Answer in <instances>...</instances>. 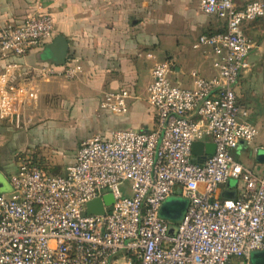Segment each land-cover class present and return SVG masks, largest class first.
Masks as SVG:
<instances>
[{"label": "built area", "instance_id": "built-area-1", "mask_svg": "<svg viewBox=\"0 0 264 264\" xmlns=\"http://www.w3.org/2000/svg\"><path fill=\"white\" fill-rule=\"evenodd\" d=\"M202 12L225 23L226 31L201 35L195 47L213 48L215 72L190 71L191 86L170 77L175 61L154 53L147 101L151 130L116 129L84 139L63 174H50L29 155L18 158L12 190L0 193V264H252L264 249V170L236 158L259 128L237 99L236 85L249 67L254 42L246 22L264 16V1L200 0ZM55 37L53 15L39 10L19 25L0 22V119H30L53 78L76 79L80 58L64 65L31 64L28 53ZM135 95L129 86L105 91L99 108L127 114ZM215 144L212 154L193 144ZM264 148V145L262 146ZM258 149H256V152ZM237 180L238 194L222 197L221 185ZM127 183L130 192L121 190ZM175 191L188 199L186 212L169 235L160 214ZM112 193L105 214L88 213L87 203Z\"/></svg>", "mask_w": 264, "mask_h": 264}, {"label": "crops", "instance_id": "crops-1", "mask_svg": "<svg viewBox=\"0 0 264 264\" xmlns=\"http://www.w3.org/2000/svg\"><path fill=\"white\" fill-rule=\"evenodd\" d=\"M249 1L235 0L238 7ZM199 4L200 0H0L2 23L19 25L32 13L49 11L54 18L55 36L61 33L67 37L69 55L80 58L84 66L83 74L75 80L57 77L42 83L38 103L58 100L65 106L64 114L21 130L10 126L16 121L0 119V126L3 123L8 125L5 131L11 127V141L3 149L0 165H7L8 158L13 165L10 174L4 173L6 181L0 184V193L12 190L9 177L18 166L12 151L17 148H35L33 152L28 151L36 153L40 161L45 157L48 160L44 162L46 167H59L62 171L59 174H63L75 161L77 150L87 137L78 147L63 152L48 140V137L55 139L58 131L75 133L91 128L100 131L93 134L110 135L116 129H153L155 117L147 101L146 86L151 80L150 68L154 60L148 57V53L175 61L170 74L175 84L191 86L190 71L193 69L203 76H212L215 72L211 58L213 48L207 45L197 48L195 43L201 35L222 29L225 23L202 12ZM243 31L254 42V47L248 55L249 67L239 77L236 94L238 102L248 110L249 121L259 128V135L250 143L254 146L255 159L242 163L262 173L264 161H259L257 155L264 145V16L246 22ZM51 56L45 45L31 50L25 61L41 64L49 62ZM4 64L5 61L0 60V68ZM123 86H129L135 95L130 99L129 112L115 114L101 110L99 103L103 93ZM45 95L50 99L45 100ZM34 111L38 110L31 113ZM49 112L44 107L39 110L40 115ZM208 141L212 143L210 139ZM247 145L241 143L235 154L240 156ZM180 194L175 191L168 198ZM237 194V185L234 188L221 187L222 197ZM187 206L186 202L184 213L177 217V222L174 220V224H178Z\"/></svg>", "mask_w": 264, "mask_h": 264}, {"label": "rangeland", "instance_id": "rangeland-1", "mask_svg": "<svg viewBox=\"0 0 264 264\" xmlns=\"http://www.w3.org/2000/svg\"><path fill=\"white\" fill-rule=\"evenodd\" d=\"M149 47H152V45H150ZM68 80H75V79H68ZM48 95H50V94L48 93L47 96ZM44 97H45V100L50 99V97L48 98V97H46V95ZM42 107H44L45 110H50V112L46 115L45 114L40 115L39 110ZM36 110H38V111H34L30 114V119H25V120L22 119L19 124L11 123L10 126H12V128L15 130L31 129L33 127L40 125V124L46 123L49 119H51L53 117H59V114H64L65 113V106L63 103H58V100H56L55 103H38ZM7 126L8 125H6V123L5 124L3 123V125L0 126V159L3 158V154H4L3 149L6 147V145H7L6 143L11 141L10 140L11 139V136H10L11 135L10 134L11 133V129H10L11 127L6 128V131H5V127H7ZM135 129H139V128H135ZM95 132H100V131H98V129L93 130L91 128L81 130V131H78L75 133L71 132V131H58L57 135H55V139H51V137H48V140H52L51 142L53 143V145L56 146V148H58L59 150H61L63 152H65V151L67 152L69 150H73L76 146L78 147L79 146L78 144H80V142L84 138L91 136ZM25 149H26V147H25ZM25 149H21V148L15 149L14 151H12L13 157H15L16 160L18 161V158L20 156H24L25 153L32 155V153L30 151L33 152V150H36L35 148H31V149H27V150H25ZM28 150H30V151H28ZM253 151H254V146L249 143L245 149L241 150L242 154L240 156H238L237 153L235 155L239 161H241L243 163L244 162L248 163L247 161L249 159H255L253 156V153H252ZM2 152H3V154H2ZM248 154H249V158H247ZM257 157H258L259 161H264V148L260 149ZM43 159H44L45 163L48 162V160L45 157ZM43 159H42V161H43ZM6 164L7 165H5V166L0 165V167H1L0 168V184H3L6 181L4 173L10 174L12 172V169H13V165H12V163H10L9 158L7 159ZM236 185H237V180L230 178L226 183L222 184L221 187L226 186V187H233L234 188ZM121 190L123 192H126V193L130 192L127 183H124L121 186ZM186 202L188 205V199L180 194V195H175L171 198H168L166 201H164L162 203L159 214L163 219H165L166 221H168L170 223L169 235H173L176 233L177 224H174V220H176V222H177V217L180 216L181 213L183 212L185 205H186ZM181 219H180V221H181ZM180 221H178V223ZM250 260H251L252 264H264V249L252 250L250 253Z\"/></svg>", "mask_w": 264, "mask_h": 264}, {"label": "water", "instance_id": "water-1", "mask_svg": "<svg viewBox=\"0 0 264 264\" xmlns=\"http://www.w3.org/2000/svg\"><path fill=\"white\" fill-rule=\"evenodd\" d=\"M47 49L51 52L52 56L49 62L56 65H64L69 55V41L67 37L61 33L57 34L51 42L47 45ZM215 150L214 143H204L203 141H196L193 144V152L195 154H201L204 151L208 154H212ZM114 203V196L112 193L106 194L103 198H96L87 203L88 213L92 214H105L106 206H110Z\"/></svg>", "mask_w": 264, "mask_h": 264}, {"label": "trees", "instance_id": "trees-1", "mask_svg": "<svg viewBox=\"0 0 264 264\" xmlns=\"http://www.w3.org/2000/svg\"><path fill=\"white\" fill-rule=\"evenodd\" d=\"M222 25V24H221ZM224 31H226V28H225V25L224 26H222V29H220V30H218L217 32H215V33H219V32H224ZM215 33H211V34H215ZM70 57H72V58H74V57H76V56H70ZM27 155H29L41 168H43V169H45L47 172H49L50 174H59V173H61L60 172V169H59V167H55L54 169H52V168H48V167H46L45 166V163H44V161H40L39 159H38V156L36 155V153H33L32 155L36 158H34L32 155H30V154H28V153H25L24 154V156H27ZM50 169V170H49Z\"/></svg>", "mask_w": 264, "mask_h": 264}]
</instances>
